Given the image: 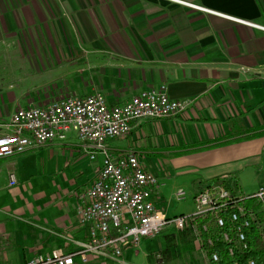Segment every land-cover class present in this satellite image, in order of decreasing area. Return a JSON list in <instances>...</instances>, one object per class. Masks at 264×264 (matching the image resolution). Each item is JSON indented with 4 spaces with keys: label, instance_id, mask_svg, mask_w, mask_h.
Segmentation results:
<instances>
[{
    "label": "crops",
    "instance_id": "1",
    "mask_svg": "<svg viewBox=\"0 0 264 264\" xmlns=\"http://www.w3.org/2000/svg\"><path fill=\"white\" fill-rule=\"evenodd\" d=\"M187 1L208 10L168 0H0V120L17 107L94 90L122 103L163 83L187 107L134 120L127 133L107 140L114 153L136 152L157 175L155 205L168 210L180 188L194 204L208 184L241 193L264 186V0ZM250 128L257 133L247 134ZM59 144L87 156L70 131L63 141L0 157V176L15 172L14 157ZM77 156L75 171L87 173L82 190L76 180L74 187L33 190L26 209L39 239L20 264L86 238L78 204L101 155L92 164ZM129 247L119 257L75 256L73 264H133L138 253Z\"/></svg>",
    "mask_w": 264,
    "mask_h": 264
},
{
    "label": "built area",
    "instance_id": "2",
    "mask_svg": "<svg viewBox=\"0 0 264 264\" xmlns=\"http://www.w3.org/2000/svg\"><path fill=\"white\" fill-rule=\"evenodd\" d=\"M168 1L208 10L187 0ZM187 105L188 101L171 97L162 83L142 89L122 103L110 104L100 90H94L84 95H64L44 105L17 107L1 119L0 157L51 141H63L70 131L90 159L101 155L96 175L78 204V220L86 227V238L73 249L54 248L33 255L23 264H73L75 256L86 262L90 254L119 257L127 247L137 246L143 236L153 235L166 223L180 229L195 225L201 244L202 231L210 223L222 226L225 218L232 223L233 240L245 249L248 246L245 230L255 216L246 202L254 199L264 209V186L251 193H241L208 184L193 196V211L167 216L154 203L153 195L159 184L157 175L144 168L133 150L114 153L107 144L109 138L127 133L134 120L176 115ZM7 179L8 185L16 184L15 172L9 171ZM175 197L184 199L185 190L178 189ZM199 217L205 219L201 225L196 220ZM223 238L230 239L228 232H223ZM206 241L212 243V238L209 236ZM228 250L232 253L233 247L229 246ZM207 257L209 264H219L216 251ZM245 264L257 263L249 258Z\"/></svg>",
    "mask_w": 264,
    "mask_h": 264
},
{
    "label": "rangeland",
    "instance_id": "3",
    "mask_svg": "<svg viewBox=\"0 0 264 264\" xmlns=\"http://www.w3.org/2000/svg\"><path fill=\"white\" fill-rule=\"evenodd\" d=\"M77 154V149L66 144H59L52 150H33L14 157L16 184L8 185L7 174L0 176V264H20L23 253L27 252V256H30L31 248L39 239L34 227H30L33 218L26 209V204L33 199V190L50 188L52 184H58L55 188H67L71 182H74L72 187L78 184L79 190L87 186V173H79L81 166L76 169L78 172L73 167L76 160L73 157ZM99 155L89 159L85 154H79L77 160L92 164ZM154 166L155 169H151L158 173ZM55 170H59L54 174L56 177L52 175ZM160 173L162 175L163 171ZM66 175L68 177L64 178ZM51 176L54 180H50ZM227 188L239 192L232 187ZM171 202L169 209L164 210L167 216L194 210L189 197L183 200L173 197ZM184 230L179 231L172 223H166L153 235L143 236L134 246L138 256L133 264H209L206 251L201 248L197 238L196 226L190 225ZM261 245H264V236Z\"/></svg>",
    "mask_w": 264,
    "mask_h": 264
},
{
    "label": "trees",
    "instance_id": "4",
    "mask_svg": "<svg viewBox=\"0 0 264 264\" xmlns=\"http://www.w3.org/2000/svg\"><path fill=\"white\" fill-rule=\"evenodd\" d=\"M255 129L250 128L246 132L252 135L257 131H254ZM246 206L255 216L245 230L248 243L245 249L239 248L238 244L233 240L234 231L228 218H225L222 226L210 223L208 229L202 231L204 241L200 244L201 248L206 251L207 255L216 251L219 255V264H233L234 261L245 264L249 258H253L257 264H264V245H261V240L264 236V225H262L264 223V209L254 199L247 200ZM196 220L201 225L205 219L199 217ZM225 231L228 232L229 240L223 238V232ZM209 236L212 238V243H207L206 241ZM229 246L233 247L232 253L228 250Z\"/></svg>",
    "mask_w": 264,
    "mask_h": 264
}]
</instances>
